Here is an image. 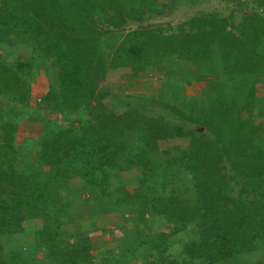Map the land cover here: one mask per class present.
<instances>
[{"label":"trees","instance_id":"obj_1","mask_svg":"<svg viewBox=\"0 0 264 264\" xmlns=\"http://www.w3.org/2000/svg\"><path fill=\"white\" fill-rule=\"evenodd\" d=\"M235 3L0 0V264H264V0ZM113 71L166 81L119 109Z\"/></svg>","mask_w":264,"mask_h":264},{"label":"rangeland","instance_id":"obj_2","mask_svg":"<svg viewBox=\"0 0 264 264\" xmlns=\"http://www.w3.org/2000/svg\"><path fill=\"white\" fill-rule=\"evenodd\" d=\"M165 1L168 5L169 8L165 12V14L159 16V17H154L152 18L149 22L144 23V24H151V25H162V26H167L171 25L174 28L191 19L195 15H199L202 12H218L223 14L224 16H228L234 8H236V1L237 0H200L199 2L196 0H163ZM171 7V8H170ZM251 9L248 8L247 10H244L243 14L249 15L251 14ZM139 23H135L132 27L135 28ZM17 54L20 56H24L27 59L31 58L32 52L29 49H26L24 47L19 48L17 51ZM9 57V56H8ZM126 71H113L110 73L108 76L107 81L104 84V87L113 90L116 95H118V101L119 109H124L126 108L125 100H130L128 98L129 95L131 94H141V95H147V96H155L158 92V90H162L166 79H162L161 77L153 76V77H147L141 80H137L135 84H131L129 80L123 79L125 76ZM35 81H34V94L37 97L36 101L39 102L38 107L35 109L36 111H40L42 108L45 107V105H42L39 100V98L47 92L48 90V80L45 75V69L44 65L41 62H36L35 63ZM260 96H264V86L263 89L259 92ZM38 99V100H37ZM133 103H137L138 101L135 99H131ZM207 103H209V99H205ZM1 107V105H0ZM249 122L263 125L264 124V119L263 120H249ZM22 135H24L27 138H30V136L26 132H22ZM126 177L128 175L126 174ZM130 191L133 192L134 194L138 195V189L134 186H130ZM87 196V195H86ZM87 220L88 217L84 216ZM109 220H111L108 217ZM89 220L88 222H90ZM103 225V224H102ZM99 225V226H102ZM99 228L101 230H99ZM96 229L97 231L94 230H89L94 237L99 239L100 242L104 241H110V236H105L104 233H102V228L99 227ZM159 228H161L159 226ZM116 237H120L121 233L118 232L116 233Z\"/></svg>","mask_w":264,"mask_h":264},{"label":"clouds","instance_id":"obj_3","mask_svg":"<svg viewBox=\"0 0 264 264\" xmlns=\"http://www.w3.org/2000/svg\"><path fill=\"white\" fill-rule=\"evenodd\" d=\"M38 100V99H37ZM40 101V100H39Z\"/></svg>","mask_w":264,"mask_h":264},{"label":"water","instance_id":"obj_4","mask_svg":"<svg viewBox=\"0 0 264 264\" xmlns=\"http://www.w3.org/2000/svg\"><path fill=\"white\" fill-rule=\"evenodd\" d=\"M203 130V129H202Z\"/></svg>","mask_w":264,"mask_h":264}]
</instances>
